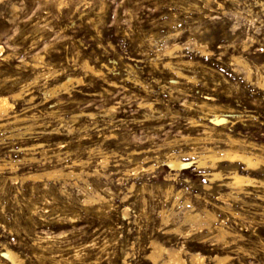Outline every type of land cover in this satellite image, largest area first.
Segmentation results:
<instances>
[{"label":"rangeland","instance_id":"1","mask_svg":"<svg viewBox=\"0 0 264 264\" xmlns=\"http://www.w3.org/2000/svg\"><path fill=\"white\" fill-rule=\"evenodd\" d=\"M0 46V264H153L152 242L264 264V165L222 199L192 162L208 142L264 158V0H0ZM189 210L216 216L202 238L164 233Z\"/></svg>","mask_w":264,"mask_h":264},{"label":"bare ground","instance_id":"2","mask_svg":"<svg viewBox=\"0 0 264 264\" xmlns=\"http://www.w3.org/2000/svg\"><path fill=\"white\" fill-rule=\"evenodd\" d=\"M194 48L197 49L198 51H200L202 53V55H207L210 54L209 50L206 49V47L202 44H194L192 43ZM179 45V44H178ZM177 43H176V47H178ZM243 45V44H242ZM245 46V45H244ZM179 48V47H178ZM245 48V47H244ZM0 50H2V47L0 46ZM170 52V51H169ZM171 54V52H170ZM242 57V56H241ZM239 55L235 56L234 55V61L238 64L241 65V67H243L246 73V77L249 78L250 74H251V70L250 66L248 65V63L244 60V58L242 59ZM41 61V60H40ZM168 61V60H167ZM86 62V61H85ZM84 63V62H83ZM82 63V64H83ZM81 64V67H82ZM33 66L36 67L38 66L37 63H33ZM84 68L89 70L90 73H97L99 71V68L96 69V67L92 66L89 63H84ZM104 66V64H103ZM107 66V65H106ZM98 67V66H97ZM105 67V66H104ZM83 68V67H82ZM83 70V69H82ZM175 70V69H174ZM177 71V70H175ZM179 73V72H178ZM100 75V73H99ZM68 76V75H67ZM66 76V77H67ZM260 76V75H259ZM262 77V76H261ZM72 78V77H71ZM173 78V77H172ZM171 78V79H172ZM64 79V78H63ZM66 79V78H65ZM64 79V80H65ZM76 79V78H75ZM262 79V78H261ZM71 81L70 78H68L67 82L69 84V82ZM76 81H80V79L77 78ZM34 82V81H33ZM66 82V83H67ZM112 82V81H111ZM110 82V83H111ZM258 84L263 85L264 81L261 82L260 80L257 81ZM256 82V83H257ZM60 83V82H59ZM65 82L63 83V85L65 86L66 84ZM76 83V82H75ZM257 84V85H258ZM80 85V84H79ZM58 86V85H57ZM68 87L66 86V89ZM56 89V88H55ZM54 89V90H55ZM61 90V89H60ZM63 90V89H62ZM1 91V90H0ZM18 91V90H15ZM13 91V92H15ZM46 93V92H45ZM12 94V93H11ZM27 94V93H26ZM20 95V92H15L12 94V97L16 98L17 96ZM206 97V96H205ZM211 97V96H209ZM32 99V97H30ZM9 96L8 94H0V116H3L4 114L6 115V112L8 111V109L12 106L11 102L9 100ZM144 104V103H143ZM147 106H151L152 103L151 102H147L146 104ZM206 108V107H205ZM203 109V108H202ZM90 116H92L93 113H87ZM234 114V113H233ZM18 115V114H17ZM77 115V114H76ZM230 115V114H229ZM235 115V114H234ZM228 116V115H227ZM22 117V116H21ZM15 119L17 117H14ZM201 118V117H200ZM18 119V118H17ZM24 119V118H23ZM189 119V118H188ZM14 120V119H13ZM20 120V119H19ZM227 121V118L224 115L218 114L216 112L213 111V117L210 119V122H212L214 125H219L222 123H225ZM20 122V121H19ZM202 122V121H201ZM192 126H199L202 123H198L197 120L192 119L190 122H188V124H190ZM206 125V124H205ZM203 128V127H202ZM211 129L213 128H206L204 127L201 130H204V136L202 137H194V139H201V140H207L209 139V137L212 139L211 137ZM30 130V128L28 129V131ZM27 131V129H26ZM25 132V130H24ZM201 132V131H200ZM30 133V132H29ZM20 134V133H19ZM227 137V136H225ZM214 139V138H213ZM228 139V138H227ZM230 142H234L235 140L230 139ZM242 140V139H241ZM220 142V141H219ZM229 142V141H228ZM251 142V141H249ZM3 143V142H2ZM209 143V142H208ZM202 144L203 146V150L202 152H199L196 155V159L192 162H196V166L198 168H203L204 175L207 176L206 178L209 180V183H214L217 181L222 182V185H225L227 188H230L229 191H227L226 194L221 193L220 197L222 199H224L225 197L230 196L233 198H237L238 197V193L240 191H243L245 188L244 186L246 184L249 183H253L255 181L254 178L248 176L247 174H243L241 173V171H245V172H252V171H257V169H261L262 165H264V158L262 157V154H258L255 153L256 151L254 150V152H248L246 150H244V148H240V149H235V148H218L216 146H213L211 143L209 144ZM241 143V142H240ZM194 144V142H193ZM201 144V143H200ZM250 144V143H249ZM256 146V145H255ZM251 149V148H250ZM193 152V151H192ZM191 152V153H192ZM186 154V153H185ZM173 155V154H172ZM183 155V154H181ZM174 156V155H173ZM169 157V156H168ZM34 159V158H32ZM3 161V160H1ZM11 163V162H10ZM168 163L170 165V167L172 166V168H174L175 166L181 170H183L184 168H187L189 166V164L191 163V161H183L181 160V158L178 157H170L168 160ZM222 163H227L225 166H223ZM239 164H242L244 167L240 169ZM169 167V168H170ZM224 168H227L226 172L224 171ZM3 167H0V170ZM151 165H150V169H151ZM263 169V168H262ZM71 170V169H70ZM263 171V170H262ZM173 172V171H172ZM177 172V171H176ZM259 172V171H258ZM74 173V172H73ZM262 173V172H261ZM2 174V173H1ZM174 174V172H173ZM34 175V174H33ZM67 175V174H66ZM168 176V175H166ZM34 177V176H33ZM170 177V176H168ZM172 177V176H171ZM170 177V178H171ZM207 180V181H208ZM260 181V180H259ZM182 182V181H180ZM262 182V181H261ZM183 183V182H182ZM216 185V184H215ZM264 185V184H263ZM191 186V185H190ZM209 184H205V187H208ZM222 187V186H221ZM204 188V187H203ZM170 189V188H169ZM234 189V191H233ZM168 190V189H167ZM236 190V191H235ZM244 192V191H243ZM178 193V192H177ZM236 193V194H234ZM101 194V193H100ZM98 193L95 194H88L87 196H85V198L83 199L84 202H91L93 200H95L96 196L100 197ZM210 195V194H209ZM176 196V195H175ZM202 197V196H201ZM174 198V197H173ZM190 198V197H189ZM210 199V198H209ZM208 199V200H209ZM215 199V198H214ZM185 200V199H184ZM191 200V199H190ZM194 200V199H193ZM206 200V199H204ZM186 201V200H185ZM215 202V201H214ZM180 203V202H179ZM184 203V202H183ZM188 203V202H187ZM217 203V201L215 202ZM218 204V203H217ZM184 205V204H183ZM204 205V204H203ZM207 205V203H206ZM203 207V206H202ZM208 207V206H207ZM229 207V206H228ZM227 207V208H228ZM172 208V207H171ZM200 209V208H199ZM209 209V208H208ZM215 209V208H214ZM218 209V207H217ZM210 210V209H209ZM227 210V209H226ZM172 212V210H171ZM202 212V211H201ZM122 216L127 215L128 214V209L127 207L123 208L122 211ZM170 214V213H169ZM169 214H167L165 216V219L163 220L164 224L169 223L168 219H169ZM238 214V213H237ZM216 217L215 215H213L210 212H206L205 216L202 215V213L198 212V211H186L183 214V218L180 220H171L173 222V225H169L167 226L165 229L164 233L167 234H178V235H183V236H192L195 235L199 236V238H202L203 235H199L198 233H201V229L198 228V224L197 222L202 220V219H206L207 224L210 225V221H211V217ZM173 217V216H172ZM213 217V218H214ZM188 224L189 226L186 227L184 225ZM225 223L223 220L219 219V224L217 225L218 231H219V235L221 239L225 238L227 235H231V231L227 230L225 227ZM163 228V227H162ZM163 231V230H162ZM162 233V232H161ZM206 237V236H205ZM198 238V237H197ZM153 244V250L150 252L149 257L150 260L153 262V264H158V262L160 261V264H186V261L184 260L185 258L182 255V252L184 251L183 246L180 247H172V246H164L162 244H157L155 242H152ZM182 245V243H181ZM2 255L8 257V259L10 258L12 260V262H15L16 264L19 263L18 259H17V255L9 248H5L4 252H2ZM226 257H221L219 258L218 256H216V261L214 264H221L222 261L224 259H226ZM204 260V257L202 255H200L197 252H191L190 253V262L192 264H201ZM14 264V263H13ZM124 264H126V262L124 261Z\"/></svg>","mask_w":264,"mask_h":264}]
</instances>
